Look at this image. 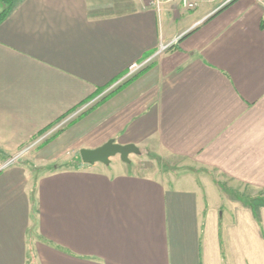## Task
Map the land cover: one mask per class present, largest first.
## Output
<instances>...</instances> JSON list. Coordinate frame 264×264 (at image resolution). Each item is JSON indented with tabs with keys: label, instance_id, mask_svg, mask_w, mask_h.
I'll return each mask as SVG.
<instances>
[{
	"label": "crops",
	"instance_id": "1",
	"mask_svg": "<svg viewBox=\"0 0 264 264\" xmlns=\"http://www.w3.org/2000/svg\"><path fill=\"white\" fill-rule=\"evenodd\" d=\"M224 3H17L0 23V157L169 47L37 147L62 169L0 172V264H264V0ZM110 139L142 153L75 167Z\"/></svg>",
	"mask_w": 264,
	"mask_h": 264
},
{
	"label": "built area",
	"instance_id": "2",
	"mask_svg": "<svg viewBox=\"0 0 264 264\" xmlns=\"http://www.w3.org/2000/svg\"><path fill=\"white\" fill-rule=\"evenodd\" d=\"M145 1L149 7L160 10L165 3L173 2L176 0H145ZM203 1L215 2L217 0H180L182 6L186 10L196 9ZM231 1L233 0H225V3L222 6L228 4ZM168 47L169 45L164 44L159 48V50L155 54L148 56L141 61H136L131 63L128 69L126 70V72L123 75H121L119 78H117L115 81H113L110 85L102 89L100 92H98L94 97H92L88 101L79 105L76 109H74L73 111L65 115L63 118H61L59 121H57V123L53 124L48 130L42 132L38 137H36L30 143L24 145L17 152L10 155L5 161L0 163V170L2 171L8 168L9 166L18 163L20 159L30 154L35 148L39 147L42 143H44L47 139L55 135L57 132L63 130L73 120H75L84 112L89 110L105 96H107L108 94L116 90L118 87H120L121 85L132 79L133 77H135L138 73H140L144 69H146V67H148L152 63L153 59H155L159 54L163 53Z\"/></svg>",
	"mask_w": 264,
	"mask_h": 264
},
{
	"label": "water",
	"instance_id": "3",
	"mask_svg": "<svg viewBox=\"0 0 264 264\" xmlns=\"http://www.w3.org/2000/svg\"><path fill=\"white\" fill-rule=\"evenodd\" d=\"M141 153L142 151L137 145L133 143L121 144L114 139L108 140L97 148H83L80 150L81 159L86 164H95L96 162L110 164L111 158L116 155H120L123 161L130 162L131 154Z\"/></svg>",
	"mask_w": 264,
	"mask_h": 264
},
{
	"label": "rangeland",
	"instance_id": "4",
	"mask_svg": "<svg viewBox=\"0 0 264 264\" xmlns=\"http://www.w3.org/2000/svg\"><path fill=\"white\" fill-rule=\"evenodd\" d=\"M36 150H37V148H35L30 154L24 156L22 159L19 160V161H21V160H27V159L30 160L31 159V161H33L32 167L28 166L30 168V172H31L32 178H33V175L35 177L38 174H40L41 172L51 171L54 167H59V168L62 167V164H60V161L57 162L56 164H51V165L45 164L44 161H41L40 159H38L35 156H33V154L35 153ZM133 155L134 156L135 155L137 156L138 154H133ZM1 158L2 157H0V163H2L3 161H5V160H3ZM146 159H147L146 160L147 163H153V164H156V165L159 164L160 167H162L163 165L161 166V164L164 163V161H162L160 158H157L156 155H155V157L154 156H151V157H147ZM164 167H165V165H164ZM204 173H205V170H201V169H198L196 167L195 168H192V167L178 168V167H171L170 166V170H168L167 175H168L169 178L170 177L172 178V176L175 177L176 175L177 176H179V175H192L195 179H198L199 180V179H202V178L203 179H206L207 176ZM231 194L233 196L238 195V198H239V195H241V194L236 193V191H231Z\"/></svg>",
	"mask_w": 264,
	"mask_h": 264
},
{
	"label": "trees",
	"instance_id": "5",
	"mask_svg": "<svg viewBox=\"0 0 264 264\" xmlns=\"http://www.w3.org/2000/svg\"><path fill=\"white\" fill-rule=\"evenodd\" d=\"M20 0H0V23L1 22H3L5 19H6V17H8V15L11 13V11L13 10V8L17 5V3L19 2ZM234 1V0H233ZM233 1H231V2H229L228 4H226L225 6H228L230 3H232ZM225 8V7H224ZM131 80V79H130ZM129 80V81H130ZM129 81H127V82H129ZM126 82V83H127ZM126 83H124V84H126ZM123 84V85H124ZM123 85H121L120 87H118L116 90H114L113 92H111L110 94H108L107 96H105L103 99H101L98 103H96L93 107H91L89 110H87L86 112H84L82 115H84V114H86L87 112H89L92 108H94L95 106H97L98 104H100L104 99H106L108 96H110L111 94H113L114 92H116L117 90H119ZM102 89H100L98 92H100ZM97 92V93H98ZM82 115H80L79 117H81ZM78 117V118H79ZM78 118H76V119H78ZM75 119V120H76ZM75 120H73V121H75ZM72 121V122H73ZM53 124H51V125H49L48 127H46L42 132H44V131H46V130H48L51 126H52ZM60 131H62V130H60ZM59 131V132H60ZM59 132H57L55 135H57ZM55 135H53L52 137H50L49 139H51V138H53ZM49 139H47V140H49ZM46 140V141H47ZM149 155L150 156H154L155 157V155H153L152 153H149ZM10 156V155H9ZM9 156H1L2 157V159L3 160H6ZM18 163H24V164H26V163H28V160H21V161H19ZM30 167H32V164L30 165ZM76 168H80L81 167V158L79 159V161H78V164L75 166ZM60 169H62L61 167L59 168V167H54L53 169H52V171H57V170H60ZM0 172H1V170H0ZM35 193H36V189L34 188V191L32 192V201H33V204L35 205V203H36V197H35ZM240 197L242 198V199H244L245 201H247V202H249L250 204H252L253 205V201H252V199L251 198H249V197H246V196H244V195H240ZM254 206V205H253Z\"/></svg>",
	"mask_w": 264,
	"mask_h": 264
}]
</instances>
